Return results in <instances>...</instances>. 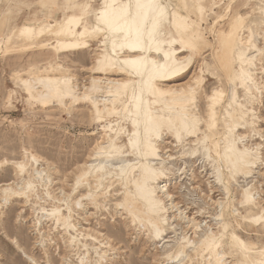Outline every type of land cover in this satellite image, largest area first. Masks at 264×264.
<instances>
[{
  "label": "rangeland",
  "instance_id": "374dc122",
  "mask_svg": "<svg viewBox=\"0 0 264 264\" xmlns=\"http://www.w3.org/2000/svg\"><path fill=\"white\" fill-rule=\"evenodd\" d=\"M100 1L0 0V162L23 161L24 150L28 154L37 155L40 158V167L45 169L44 175L51 179V195H59L62 190L66 195H71V203H75L86 192L84 188L73 191L76 177L80 175L79 169L103 162L107 171L116 174L118 171L114 170L124 164V161L136 164L134 156H127L126 148H123L120 154L113 153L111 156L114 157H106V153L94 151L97 144L107 145V135L115 138L117 124L124 126L128 131H131L132 127L128 120L118 116L97 121L86 101H67L62 104L53 99L43 104L40 100H29L30 96L21 82V78L28 79L31 76L66 75L76 79L74 83H77L79 88L88 86L93 77L100 76L93 72L98 56L97 41L93 42L92 48L86 52H63L56 56L48 46L14 47V44L6 42L21 25L61 21L66 16L79 14V11L71 8L74 3H87L95 8ZM184 1L188 6L184 7L182 12L187 20L199 26L203 39H197L195 47L184 54L194 57L192 70L168 84L174 87L185 86L192 83L195 76H203V90L196 100L190 103L191 108L203 118L207 116L210 106L207 96L213 95L216 88L220 89L223 78L230 74L226 59L229 55L225 57L221 53L225 49L224 45L222 41L216 40L220 31L228 29V23L236 13L245 17V25L252 29L256 44L263 49L261 60L257 61L255 72L253 71L261 91L256 93V100H247L251 101L248 106L254 109V116L258 119L255 117V125L252 128L241 130V133L246 134L243 144L249 147L253 155H258V162L250 175H239L235 178L232 171L226 169L225 163L221 161L220 176L216 169L219 162L216 161L218 158L212 142L218 140L219 136L220 139L223 137L225 130L221 123L218 125L217 135L205 140V143L197 141V138L203 137L201 132L197 134L199 136L189 138L183 143H178L171 134H165L159 141V151L166 160V172L170 179L160 182V185H166L164 189L171 194L172 200L169 201L170 199L160 192L168 217L163 236L157 239L148 229L141 228L139 224H132L128 215L120 208L116 209L117 202L122 200L123 188L112 176L106 180L103 188L98 190L101 204L99 207L94 209L89 206L87 214L79 210L72 214L71 222L77 225V234L82 232L81 235L78 234L81 242L89 245L90 261L87 264H94L98 257L93 251L95 242L83 236L84 230L111 238L113 249L108 253L111 255L110 260L104 264H209L212 258L207 252L201 256L199 243L211 232L223 235V251L229 264H235L243 257L235 246L230 244L232 233H236L246 243L254 245V256L264 249V223L256 225L248 219L251 215L260 214L264 209V71L261 68L264 67V0H206L202 16L197 8L199 0ZM181 4V0H166L165 3L170 10L180 8ZM245 33L248 34V29ZM52 44L55 45V42ZM7 45H11L9 51L5 48ZM252 51L249 52L251 56L255 55V51ZM218 53L223 57L225 72L219 67ZM55 63L62 66L59 71H45L49 64ZM235 68L239 69L238 66ZM111 78L127 79L126 76ZM240 90L243 100L244 92ZM218 110L220 113L221 108ZM109 123L114 126L112 131L104 130L103 126H108ZM201 129H206L204 123L201 124ZM121 141V144L127 143V136ZM222 143L223 141L221 145ZM240 144L242 146L241 142ZM207 150L212 157H208ZM218 150L221 152V148ZM183 151H186L184 155ZM194 151H198L196 158L190 155ZM154 163L159 166V161ZM31 168L32 163L27 172H31ZM135 173L137 174V171ZM22 176L28 178L27 173ZM16 177L13 166L0 167V185L13 182ZM224 184L228 190L224 189ZM245 188L252 191L257 201V205L248 210L239 202ZM43 193L45 192L41 187L36 189L32 193L35 195L31 198L32 203L37 195ZM172 202L185 213L183 216L176 210L178 208L172 209ZM32 206L29 204L24 208L23 201H17L12 203L6 214L2 215L0 212V256L3 264H81L79 258L87 251L78 244L79 242L71 244L69 234L61 227L55 228L53 220L45 218L43 221L40 228L44 237L42 239L37 231L39 227L34 226L36 216L31 211ZM184 216L196 219L197 223L199 222L198 229L188 227ZM225 223L229 227L223 232ZM69 233L76 235L72 231ZM185 235L187 240H184ZM15 238L19 243H11V239ZM188 241L191 242L190 245H187ZM180 245L187 246L180 251ZM25 254L33 257L35 262L27 259Z\"/></svg>",
  "mask_w": 264,
  "mask_h": 264
},
{
  "label": "bare ground",
  "instance_id": "6f19581e",
  "mask_svg": "<svg viewBox=\"0 0 264 264\" xmlns=\"http://www.w3.org/2000/svg\"><path fill=\"white\" fill-rule=\"evenodd\" d=\"M181 2L180 8L172 10L165 5L166 0H101L95 8L87 3H74L71 8L79 11V14L41 25L32 23L21 25L6 42L14 44V47L48 46L53 49L56 56L63 52H86L92 48L93 42L97 41L98 56L93 72L100 76L93 77L88 86L83 85L79 88L78 84L74 83L76 79L66 75L31 76L32 78L28 79L21 78V82L30 96L29 100H40L43 104L53 99L62 104L67 101L72 103L86 101L97 121L118 116L128 120L132 127V130L128 131L124 126L117 124L115 138L107 135V145L97 144L94 151L104 152L106 157H114L111 156L113 153L120 154L121 150L126 148L127 156H134L136 164L126 160L124 164L116 167L114 170L118 171L116 174L107 171V166L103 162L79 169L80 175L76 177L73 191L84 188L86 192L75 203L73 201L71 203V195H66L62 190L59 195H51L49 192L51 179L44 175L45 169L40 167V158L37 155L28 154L24 150L23 161L0 162V167L13 166L17 176L13 182L0 185L1 214H6L12 203L17 201H23L24 208L32 204L31 211L36 216L34 226L39 227L37 231L41 237L43 235L40 228L43 221L53 220L55 228L61 227L69 234L71 244L79 242L78 244L87 251L83 256L80 255L81 264L90 261L89 245L81 242L78 234L81 235L82 232L77 234V225L71 222L72 214L78 210L87 214L89 206L94 209L99 207L101 204L98 190L103 188L106 180L112 176L123 188L122 200L117 202L116 209L120 208L128 215L132 224H139L141 228L148 229L157 239L163 236L168 217L160 192L170 199L169 201L172 200L171 194L164 189L166 185H160V182L170 179L166 172V160L159 151V141L165 134H171L178 143H183L189 138L199 136L197 134L201 132L203 137L197 138V141L204 142L217 135L218 125L221 123L225 130L223 137L220 139L219 136L218 140L212 142L218 158L216 161L219 162L216 169L220 176L221 161L225 163L226 169L232 171L235 178L239 175L244 177L250 175L258 162V155H253L249 147L243 144L246 134L241 133V130L252 128L255 125V117L258 119L254 116V109L248 106L251 101L247 100H256V93L261 91L260 83L253 71L257 61L261 60L263 49L256 44L252 29L245 25V17L236 13L229 21L228 29L220 31L216 40L222 41L224 45L225 49L221 53L225 57L229 55L226 59L230 74L224 75L223 80L220 78L221 88H216L213 95L207 96L210 106L207 109V116L203 118L190 105L203 90L205 81L203 76H195L194 81L185 86L174 87L168 84L192 70L194 57L184 54L195 47L197 39H203L199 26L187 20L182 12L188 3L184 0ZM205 2L206 0H199L197 5L201 16ZM262 11L264 15V8ZM262 23L264 24V20ZM211 28L213 31L214 25ZM51 41L55 42V45L53 42L50 44ZM1 46L2 43L0 51ZM5 48L9 51L11 45ZM252 50L255 51V55L251 56L249 52ZM219 54L218 64L225 72L226 66ZM236 66L239 69H236ZM61 67L60 64H49L45 71L55 72ZM261 68L264 71V67ZM112 76H126L127 79H113ZM225 85L228 86L227 89ZM239 88L244 92L243 100ZM218 108H221L220 113ZM203 123L205 130L201 129ZM103 128L112 131L114 126L109 123ZM208 132L211 134H207ZM125 135L127 143L121 144V139ZM207 151L208 157H212L210 151ZM197 152L194 151L190 155L196 158ZM185 153L186 151H183V155ZM155 161H159V166L154 163ZM30 163L33 164V168L31 172H27ZM25 173L28 174V178L22 176ZM220 176L218 179L221 182ZM224 186V189L228 190L227 185ZM40 187L45 193L37 195L35 202L32 203L31 198L35 197L32 193ZM219 202L216 203L222 204ZM239 202L247 210L257 205L254 194L247 188L243 189ZM174 208H178L177 205H173L172 209ZM261 211L263 213L249 216L250 222L256 225L264 223V209ZM179 213L181 216L185 214L180 210ZM185 220L188 227L198 229L199 222L197 223L196 219L186 216ZM228 227L229 225L225 223L223 232ZM70 231L76 235L70 234ZM84 231L83 236L97 245L93 246L95 256L98 257L94 264L107 263L111 256L108 253L113 249L111 238L98 232L95 235V232ZM221 237L222 234L219 236L211 232L200 240L201 256L207 252L212 258L209 264H229L223 251ZM184 240H187L186 235ZM190 241L187 245H190ZM11 243L16 244L19 241L15 238L11 239ZM230 244H233L237 252L243 256L241 261L235 264H264V249L254 256L252 254L254 245L246 243L236 233L231 234ZM187 245H180V251ZM25 256L35 262L33 257L26 254ZM1 260L0 256V264H3Z\"/></svg>",
  "mask_w": 264,
  "mask_h": 264
}]
</instances>
